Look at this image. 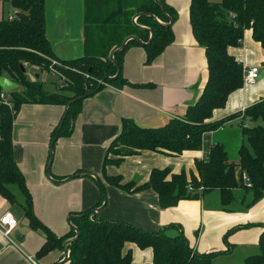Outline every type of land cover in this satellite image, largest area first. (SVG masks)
<instances>
[{"label":"crops","instance_id":"crops-1","mask_svg":"<svg viewBox=\"0 0 264 264\" xmlns=\"http://www.w3.org/2000/svg\"><path fill=\"white\" fill-rule=\"evenodd\" d=\"M165 2L177 14L172 25L173 42L150 64L146 63L143 47H129L121 66L127 84L105 86L85 98L71 134L59 137L53 146L49 169L53 179L62 180L87 172L96 175L97 180L85 176L55 184L47 178L51 133L60 125L64 114V107L60 105L28 103L19 108L13 123V159L32 196L35 216L58 237L68 233L66 218L69 215L92 209L99 202L101 191L97 181L100 179L106 202L95 213L96 219L124 222L149 233L162 229L170 236L183 233L192 250L201 254L220 252L213 258L215 264H241L258 250L264 225V194L251 205L252 192L237 188L229 210H224L219 192L214 190L199 199L181 200L174 207L162 209L152 189L126 192L105 180L119 177V185L133 183L136 188L148 182L153 170L168 169L172 174L184 171L188 177L190 172L196 175V161L204 160L214 144L226 149L227 138L221 137L222 132L235 138L238 151L244 142L241 126L251 123L243 119L244 110L264 100L263 50L253 40L251 30L246 29L241 45L228 48V53L243 67V85L229 94L222 108L213 110L209 122H221L232 115H239L237 118L204 133L197 151L170 156L141 150L124 157L118 164L103 166L106 155L110 160L118 157L110 154L108 148L120 134L123 119H131L143 128L162 127L170 119L183 117L205 86L207 61L204 48L191 32L190 0ZM84 11V0H45V35L57 60H70L83 54ZM15 12L9 0H0V18L15 16ZM251 67H258L260 76L256 83L248 85L244 83V72ZM29 68L31 76L26 73L27 77L38 78L48 91L45 88L47 77L41 76L36 67H27L26 71ZM236 173H239L238 168ZM14 186L11 185L10 190L17 204H10L0 196V217L9 212L18 221L9 239L0 232V264H32L29 258L36 264H57L62 260L63 250L37 256L45 234L29 226L21 208L25 197ZM232 229L235 231L225 243L223 236ZM128 251L133 264L152 263L150 248L140 249L129 243L123 249L124 253Z\"/></svg>","mask_w":264,"mask_h":264},{"label":"trees","instance_id":"trees-1","mask_svg":"<svg viewBox=\"0 0 264 264\" xmlns=\"http://www.w3.org/2000/svg\"><path fill=\"white\" fill-rule=\"evenodd\" d=\"M9 1L16 12L13 20L0 18V77L16 83L18 88L7 93L10 107L0 103V196L10 204H17L10 186L19 188L25 197L21 207L23 216L31 229L45 234L44 244L37 253V256H43L52 250H63V242L74 237L75 233L69 229L67 234L58 237L33 212L32 196L13 159V123L19 108L28 103L65 107L70 100L94 94L105 86L127 84L121 72L115 80H110L116 67L109 60V54L128 36L148 41L149 32L134 26L132 17L137 13L152 14L161 22H167L165 12L175 22L177 14L165 0H158L164 11L154 0H84L83 54L70 60H58L61 66L58 69L65 75L63 84L66 86L58 92L48 93L38 78L30 80L26 75L27 67L47 71L51 60L56 59L45 35V0ZM136 23L151 28L153 39L145 46L129 41L123 51L114 55L120 69L129 47H143L146 63L150 64L173 42L172 26H161L147 15H141ZM189 24L194 39L205 50L207 61L208 76L198 100L187 107L183 117L170 119L159 128H143L131 119H123L120 134L108 148L110 154L118 157L110 160L106 155L103 166L118 164L124 157L141 150L170 156L197 151L204 133L239 116L209 122L213 110L222 108L229 94L243 85V67L228 53V48L239 47L243 32L250 29L253 40L261 45L264 54V0H190ZM98 79L104 84L99 86ZM89 81L91 88L88 87ZM83 100L71 104L61 128L57 126L52 131L53 146L59 137L71 134ZM242 117L252 126H241L244 142L237 151V163L229 162L228 152L221 144H214L204 160L196 161V175L190 172L188 177L184 171L172 174L168 169L153 170L148 182L136 188L133 183L119 185V177H106L105 180L126 192L152 189L162 209L174 207L181 200L199 199L217 190L223 209L229 210L234 201L233 191L237 188L252 192V205L264 194V100L247 107ZM237 168L239 173H236ZM243 174L249 178V186L243 182ZM97 185L101 198L92 209L99 207L105 197L100 179ZM92 209L74 214L72 224L78 229L79 238L69 245L65 264H133L130 251L123 252L129 243L140 249L150 248L153 253L151 264H215L213 258L221 254H201L192 250L183 233L170 236L166 229L149 233L124 222L96 219ZM262 228L258 253L247 256L241 264H264V225ZM234 231L232 229L223 236L225 243Z\"/></svg>","mask_w":264,"mask_h":264},{"label":"water","instance_id":"water-1","mask_svg":"<svg viewBox=\"0 0 264 264\" xmlns=\"http://www.w3.org/2000/svg\"><path fill=\"white\" fill-rule=\"evenodd\" d=\"M154 2H155L156 4H158V5L161 7V9L163 10V7H162L161 3H160L158 0H154ZM163 11H164V10H163ZM163 13H164V15L166 16V18H167V20H168L167 22H161L157 17H155V16L152 15V14L137 13V14H135V15L132 17V24H133L134 26H136V27H137L138 29H140V30H144V31H148V32H149V38H148V41H147V42H143V41H141L137 36H134V35H132V36H128V37H126V38L122 41L121 45H120L118 48H116V49H114V50H112V51L110 52V54H109V60H110V61L113 63V65L116 67V73H115L114 76L110 77V80H115V79L119 76V74H120V72H121V69H120V67L118 66V63L114 60V55H115V54L120 53L121 51H123L124 48H125V46H126V44H127L129 41H131V40L140 43L142 46H145V45L150 44V42H151L152 39H153V30H152L151 28H149V27H145V26L138 25V24L136 23L137 18H139L141 15H147V16L152 17V18H153V19H154L159 25L164 26V27H171V26L173 25V19H172L170 16H168L165 12H163ZM22 71H24L23 68H22ZM263 74H264V71L261 72V75H263ZM103 84H104V81H103V80L99 82V86H101V85H103ZM17 88H18V85H17L16 83L12 82L11 80H9V79H7V78H5V77H0V89H1L3 92H11V91L16 90ZM91 95H93V93H88V94H86V95H84V96H80V97H78V98H76V99H72V100H70V101L65 105V107H64V114H63V117H62V121H61V123H60V125H59V129L61 128V125H62L63 121L66 119V116H67V112H68V108H69V106H70L71 104H73L74 102H76L77 100H83V99H85V98H87V97H90ZM52 157H53V144L50 145V149H49V160H48V163H47V166H46V175H47V178H48L51 182H53V183H55V184H63V183H65V182H67V181H69V180H71V179H73V178H81V177H85V176H89V177H92V178H94V179L97 180L96 175H94V174H92V173H87V172L77 173V174H75V175H72V176L67 177V178H65V179H62V180H55V179H53V178L51 177L50 173H49V169H50V165H51ZM105 202H106V197H104V200H103L101 206H99L98 208H94V209H92V210H91V213H97V212H98V211L104 206ZM75 217H76V216H74V215H69V216L66 218V223H67L68 227L74 231L75 236L72 237V238H70V239H67L66 241L63 242V244H62L63 251H64V253H63V257H62V260H61L60 262H58L57 264H64V263L68 260V257H69V245H70L71 243L75 242V241L79 238V231H78V229L72 224V220H73Z\"/></svg>","mask_w":264,"mask_h":264},{"label":"rangeland","instance_id":"rangeland-1","mask_svg":"<svg viewBox=\"0 0 264 264\" xmlns=\"http://www.w3.org/2000/svg\"><path fill=\"white\" fill-rule=\"evenodd\" d=\"M76 29V28H75ZM74 29V31H75ZM60 65V62L57 60V59H53L51 60V63L50 65L48 66V70L47 71H39V73L41 74V76H45L47 77L46 78V82H47V85L45 88L48 89V93H54V92H58L59 89H61L63 86H66V84H63L64 81H66L65 79V75L62 74V72L58 69ZM27 75L31 76V70L30 68L27 69L26 71ZM86 78H89L88 75L85 76ZM90 81H92L90 79ZM88 82V87L91 88L92 87V83L91 82ZM97 82H99V79L97 80ZM250 122V121H249ZM247 126H252L251 123H249ZM227 133L226 132H222L221 133V137H225L227 138V146H226V149H227V152H228V159H229V162H237L238 160V157H237V148L239 145H235V138H231V137H227ZM248 178V177H247ZM244 182V180H243ZM245 183V182H244ZM248 183L250 184V181H249V178H248ZM15 189L17 190L18 188L16 186H14ZM258 253V251H257ZM256 253V254H257Z\"/></svg>","mask_w":264,"mask_h":264},{"label":"built area","instance_id":"built-area-1","mask_svg":"<svg viewBox=\"0 0 264 264\" xmlns=\"http://www.w3.org/2000/svg\"><path fill=\"white\" fill-rule=\"evenodd\" d=\"M15 16H10L8 19L13 20ZM260 76V71L258 67H251L247 69L244 72V83L248 85H253L256 83ZM8 92H3L0 89V103H3L7 106H11L10 102L8 101ZM242 180H244L245 184L249 186L250 184L248 183V178L245 174L242 175ZM18 221L17 219L9 212L5 213L0 217V232L1 234L6 238L9 239V235L11 231H13L17 227ZM32 264H36L34 261L29 258Z\"/></svg>","mask_w":264,"mask_h":264}]
</instances>
